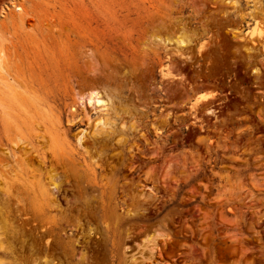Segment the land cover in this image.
I'll use <instances>...</instances> for the list:
<instances>
[{
  "label": "rangeland",
  "instance_id": "obj_1",
  "mask_svg": "<svg viewBox=\"0 0 264 264\" xmlns=\"http://www.w3.org/2000/svg\"><path fill=\"white\" fill-rule=\"evenodd\" d=\"M22 1V22L4 14L20 95L0 96V264H264L251 0ZM93 89L113 131L80 146Z\"/></svg>",
  "mask_w": 264,
  "mask_h": 264
},
{
  "label": "bare ground",
  "instance_id": "obj_2",
  "mask_svg": "<svg viewBox=\"0 0 264 264\" xmlns=\"http://www.w3.org/2000/svg\"><path fill=\"white\" fill-rule=\"evenodd\" d=\"M231 2L233 4L232 6L238 5V3L235 1H231ZM251 2L253 3V9L251 10L249 15L251 16V18L253 20V28L248 30L247 34L250 36V41H252L253 43H256V40H257L256 36H257L259 42L261 43V45L263 46V49H264V35L262 34V23H261V20L264 19L263 0H251ZM6 11H9V12L13 11V13H15V15L22 22L23 18H24L23 16L26 14L25 13L26 10L24 8L22 0H11L10 6L2 8L0 11V96L7 98V99H11V101L12 100L18 101V98L20 95V93H19L20 91H18L19 86L8 75L9 70H7V72H6V66H7L6 65V63H7L6 62V57H7L6 40L7 39L5 38V35H4V25H6V24H4V23H6L5 19H4L5 18L4 14ZM176 42H177V45H176L177 47L173 48L174 51L180 55H184V53L188 51L187 48L189 46V43L187 41H185L184 39H180V38H179V40L177 39ZM164 75L168 76V75H171V73L168 71V72L164 73ZM87 98H88L90 103H92V101H94L93 106H94V111H95L96 116L93 118V120H91L89 122V126L87 129H82L77 134L76 142L80 146L84 145V143L86 142L87 135L90 133L93 136H99L102 134H106L108 131H113L112 130L113 124L109 118V115L111 114V112L114 111V108L112 105V97L106 93L100 94V92L96 91V89H93L89 92ZM207 99H209L208 96L201 94L198 96L197 102L206 101ZM208 111L212 112L210 106L208 108ZM90 119H91V117H90ZM89 129H91V130L89 131ZM58 132H59V130H58ZM18 140H20V139H18ZM51 141H52V144L56 142V140H53V139ZM44 143H45V141H44ZM16 144H18V143L16 142ZM17 148H18V146H17ZM52 185H53V187H52L53 189L57 188V184L55 182H53ZM52 188H50V185L48 187L43 185V186H41V191H43L46 194L51 195ZM154 236L155 235H153L152 233H148L146 235V238H144V239H145V241H148L149 243H151L152 246H156ZM3 242L4 241L2 239V235L0 234V252H4L3 251L4 250ZM2 258L3 257L0 254V260ZM1 262H2V260H1Z\"/></svg>",
  "mask_w": 264,
  "mask_h": 264
}]
</instances>
